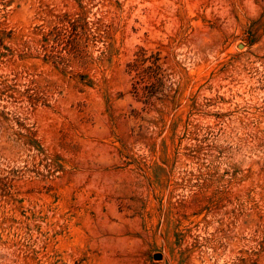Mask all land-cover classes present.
<instances>
[{
	"label": "rangeland",
	"instance_id": "374dc122",
	"mask_svg": "<svg viewBox=\"0 0 264 264\" xmlns=\"http://www.w3.org/2000/svg\"><path fill=\"white\" fill-rule=\"evenodd\" d=\"M0 264H264V0H0Z\"/></svg>",
	"mask_w": 264,
	"mask_h": 264
},
{
	"label": "water",
	"instance_id": "95a60500",
	"mask_svg": "<svg viewBox=\"0 0 264 264\" xmlns=\"http://www.w3.org/2000/svg\"><path fill=\"white\" fill-rule=\"evenodd\" d=\"M240 47H241V46H240ZM155 258H156V259H161V255H157Z\"/></svg>",
	"mask_w": 264,
	"mask_h": 264
}]
</instances>
